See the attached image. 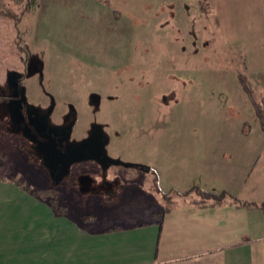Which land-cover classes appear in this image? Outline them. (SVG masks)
Masks as SVG:
<instances>
[{
  "label": "rangeland",
  "instance_id": "rangeland-1",
  "mask_svg": "<svg viewBox=\"0 0 264 264\" xmlns=\"http://www.w3.org/2000/svg\"><path fill=\"white\" fill-rule=\"evenodd\" d=\"M28 1L0 0V83L6 70L30 65L31 101L49 107L54 123L70 116L75 140L100 126L119 185H51L1 119L0 173L48 197L57 188L69 211L97 215L108 204L115 214L159 212L163 195L177 199L194 185L231 194L264 183L252 101L264 98V69L248 66L253 56L241 43L264 24L253 0H218L219 11L214 0H32L24 11Z\"/></svg>",
  "mask_w": 264,
  "mask_h": 264
},
{
  "label": "crops",
  "instance_id": "crops-1",
  "mask_svg": "<svg viewBox=\"0 0 264 264\" xmlns=\"http://www.w3.org/2000/svg\"><path fill=\"white\" fill-rule=\"evenodd\" d=\"M249 4L260 6L254 14L264 22V0ZM213 8L223 6L214 0ZM255 29L256 39L234 40L252 54L248 66L263 70L264 24ZM21 183L29 188L0 178V264H264V208L257 205L237 207L229 199L210 205L180 196L164 213L165 206L153 212L145 205L115 214L108 204L99 215L75 214L58 201L65 211L54 210L47 195ZM263 184L231 195L264 203Z\"/></svg>",
  "mask_w": 264,
  "mask_h": 264
},
{
  "label": "flooded vegetation",
  "instance_id": "flooded-vegetation-1",
  "mask_svg": "<svg viewBox=\"0 0 264 264\" xmlns=\"http://www.w3.org/2000/svg\"><path fill=\"white\" fill-rule=\"evenodd\" d=\"M27 68L31 66L23 65L25 72L6 70L0 83V119L6 122L11 134L26 142L25 147L20 143L19 149L42 167L47 182L53 186L62 182L79 183L82 189L102 192L119 185V180L109 172L116 161L108 159L107 138L102 128L93 125L78 139L87 138L85 143L76 145L72 118L64 115L59 124L54 123L49 107L29 98L25 81Z\"/></svg>",
  "mask_w": 264,
  "mask_h": 264
},
{
  "label": "trees",
  "instance_id": "trees-1",
  "mask_svg": "<svg viewBox=\"0 0 264 264\" xmlns=\"http://www.w3.org/2000/svg\"><path fill=\"white\" fill-rule=\"evenodd\" d=\"M32 1V0H31ZM28 1V3L25 4L24 11H27L29 9L28 5H30L32 2ZM238 80L240 81L242 88L250 95L252 96L253 88L251 85L247 83V77L243 73H238ZM253 98V97H252ZM254 99V98H253ZM253 106H254V113L256 118L258 119L259 126L261 131L264 133V98L259 100H253ZM0 178H8L12 181H14L16 184L23 186V188L28 189L29 187L26 185H23L21 181L18 178H15L13 175H6L5 173H0ZM195 191L200 198L195 199L197 202H201L203 204H210V205H217L220 203H223L227 199H229L235 206L240 207V206H250V205H257L259 207L264 208V203L257 202L254 200H244V199H239L230 193H228L225 190H222L220 192H215L212 190H206L203 188H200L197 185L192 186L191 188L183 191L180 193L181 196H188L190 192ZM57 188L55 191L52 193V195L48 198L50 206L59 212H64L65 207L63 205H60L57 203ZM165 198V201L167 202V207H165L162 211V213L166 212L169 210L170 206L173 204L174 199H172L169 196L163 195Z\"/></svg>",
  "mask_w": 264,
  "mask_h": 264
},
{
  "label": "water",
  "instance_id": "water-1",
  "mask_svg": "<svg viewBox=\"0 0 264 264\" xmlns=\"http://www.w3.org/2000/svg\"><path fill=\"white\" fill-rule=\"evenodd\" d=\"M86 140H87V138H82L81 140H76V143H75V144H76V145H79V144L81 145V144L85 143ZM102 151H103V146H102ZM108 159L110 160L109 157H108ZM73 161H75V160H73ZM71 162H72V161H70L69 164H70ZM69 164H68V165H69ZM67 169H68V166H67Z\"/></svg>",
  "mask_w": 264,
  "mask_h": 264
}]
</instances>
